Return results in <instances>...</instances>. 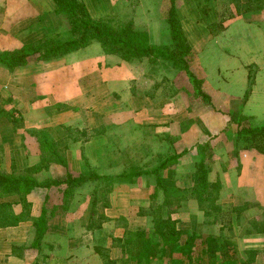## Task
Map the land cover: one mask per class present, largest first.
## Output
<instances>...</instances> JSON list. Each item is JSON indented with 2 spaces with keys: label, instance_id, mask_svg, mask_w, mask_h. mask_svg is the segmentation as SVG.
Segmentation results:
<instances>
[{
  "label": "crops",
  "instance_id": "crops-1",
  "mask_svg": "<svg viewBox=\"0 0 264 264\" xmlns=\"http://www.w3.org/2000/svg\"><path fill=\"white\" fill-rule=\"evenodd\" d=\"M83 1L94 18L130 15L136 30L148 33L152 44L172 45L167 21L170 0H138L133 5V0ZM217 1H176L184 33L201 67L202 55L213 42L225 45L219 46L218 53L212 56L217 84L204 70L193 67L203 81V91L210 97V103L205 102L194 110L190 100L191 94L194 95L193 86L192 91L185 87L172 95L173 87L165 81L170 75L168 70H163L162 80L156 82L157 73L162 70H151L147 59L144 70L138 71L135 63L108 54L96 41L48 61H31L15 69L0 65V113L16 120L15 123L8 115L0 116V174H10L13 162L20 171L40 162L42 151L34 131L43 130L58 142L68 162V168L63 167L65 175L77 176L88 175L84 158L94 168L95 159H102L107 135L103 132L91 139L77 135L79 139L72 142L68 129L87 130L91 135L94 129L101 128L108 134L107 122L120 127L157 130L172 128L176 123L188 125L184 128L198 135L190 144L177 142L178 151L188 150V153L164 177L175 175L179 186L184 181L180 188L193 187L197 178L195 165L201 159L198 145L209 142L213 149L209 180L221 185L217 200L220 212L208 218L197 200L190 199L177 214L178 228L198 232L203 237L227 236L237 244L241 258L246 259V251L253 250L257 252L253 264H264V153L241 149L235 154L236 127L231 122L243 115L264 124V8L237 14L231 7L233 18L221 32L213 35L210 26L218 21ZM68 29L65 18L55 12L52 0H0V53L20 49ZM145 81L150 87L144 91ZM158 93L167 95L158 100L155 97ZM230 128L234 133L215 137L214 133L222 130L229 133ZM205 137L210 141H202ZM48 169L42 171V176L54 173L53 168ZM167 179L164 178L165 183ZM142 181L147 183L140 178L135 184H116L109 206L115 204L121 193L142 192ZM95 187L87 182L75 188L67 210L62 206L65 185L37 187L31 191L27 195L31 217L16 226L0 228V264H104L94 248V235L87 230L93 202L90 193ZM44 209L56 212L48 219L47 231L37 248L35 223ZM16 210L19 212L20 207ZM108 218L103 229L111 250L109 255L114 260L121 255L110 236L123 238L125 231L120 225L116 227L118 219L125 218L130 229L152 228L149 217H146L147 227H134L125 212Z\"/></svg>",
  "mask_w": 264,
  "mask_h": 264
},
{
  "label": "trees",
  "instance_id": "trees-1",
  "mask_svg": "<svg viewBox=\"0 0 264 264\" xmlns=\"http://www.w3.org/2000/svg\"><path fill=\"white\" fill-rule=\"evenodd\" d=\"M176 1L170 0L171 8L167 20L172 45L160 47L151 43L148 33L136 30L130 15L94 18L83 0H52L55 12L65 18L68 31L47 35L14 51H4L0 53V65L15 69L25 66L31 61H48L78 51L96 41L102 44L108 54L116 55L125 61L146 65L147 62L144 60L147 59L148 63L152 65L151 70L158 72L168 70L167 73L171 74L174 69L185 73L194 88V95L205 100L203 103H210V97L203 91V81L196 74L197 70H191L195 55L189 46L181 20L178 17ZM137 3L138 0H133L132 5ZM228 4H230L229 1H224V8H227ZM233 4L237 14L264 8V0H249L247 3L236 0L233 1ZM229 11L228 15H225L221 9L216 10L218 21L210 26L213 35L221 32L225 28L226 22L233 18L231 8ZM169 79L167 77L165 81L171 87L174 86L173 80ZM250 79L253 80V74ZM175 91L178 93L177 90ZM1 115L8 114L1 112ZM8 119L16 123V120L12 119L10 115H8ZM231 122L236 127L235 154L241 149H255L264 153V124L257 123L252 118L243 115L233 118ZM69 130V139L72 142L79 139L77 135L89 139L99 136L103 132L107 135L106 129L103 128L94 129L91 135L87 130ZM33 133L36 135L42 151L40 162L22 171L18 170L13 162L10 174H0V228L16 226L31 217V204L27 200V195L35 188L65 185L62 206L67 210L74 198L75 188L90 182L96 187L93 191L87 230L94 235V248L104 260V264H150L153 261H161L163 264H253L254 255L257 252L247 250L248 257L241 258L238 255L237 244L227 236L208 234L203 237L198 232L178 228L179 219L176 218V215L182 211V205L190 199L197 200L201 210L208 218L216 217L220 212L217 200L221 185L219 182L212 183L209 180L210 160L213 156L210 143L198 145L201 159L195 165L196 183L190 188L173 187V183L164 181V175L168 170L175 168L179 164V160L188 153V150L179 152L177 148L175 149L173 145L175 146L177 143L168 136L160 139V142L165 143L166 147L164 146V151L159 153L156 158L148 157L149 159H147L145 156V158L140 156L138 160L133 161L132 157L124 155L126 167L121 171L101 174L99 167H92L86 157L84 160L88 166V175L73 176L67 173L65 179L59 181L52 179L39 181L36 179L35 173L43 168L48 169L50 164L56 162L68 168V162L61 153L64 149L59 148L58 142L49 134L44 133L43 130ZM153 137L156 138L155 135ZM143 147L146 151L152 152L147 145L143 144ZM106 151L107 148L104 153ZM105 156L106 154L104 158ZM107 159H112L108 166L115 169L120 168V164L112 157ZM140 178L145 179L148 184L155 183L150 196L151 201L147 207H142L139 211V216L151 219L152 228L130 229L125 218L118 219V223H123L125 230L123 238H115L113 235L110 237L113 246L120 251L121 256L118 260L111 259L109 255L111 250L107 247L108 240L103 229V224L109 218L99 210L101 207L109 206V196L116 184H135ZM18 206L20 207L19 212L16 210ZM55 212L52 210L49 213V210L44 209L41 217L36 221L37 238L34 246L37 248L41 245L47 231L48 219Z\"/></svg>",
  "mask_w": 264,
  "mask_h": 264
},
{
  "label": "rangeland",
  "instance_id": "rangeland-1",
  "mask_svg": "<svg viewBox=\"0 0 264 264\" xmlns=\"http://www.w3.org/2000/svg\"><path fill=\"white\" fill-rule=\"evenodd\" d=\"M224 1L226 0H218L216 3V7L215 9L217 10L218 8L222 10V12L224 14H228L229 13V9L232 7L233 9H235L233 1L236 0H227L229 1L230 4H228L227 8H224ZM240 1V0H239ZM242 3H245V1L247 0H241ZM169 2V1H168ZM171 5V2L169 3ZM232 4V5H231ZM219 5V6H218ZM218 6V7H217ZM171 8V6H170ZM179 17V15H178ZM180 19V17H179ZM181 20V19H180ZM224 48L225 45H220V44H216L213 42L211 48H208L206 50V53H204L202 55L201 61H203V68L200 66V64L198 63V59H196V61H194L195 63H197V65L193 62L192 64V68L191 70H193L194 66H197V70L202 71L204 70L205 75H207L208 78H210V80H213V82L215 84H217L216 81V70L215 67L216 65L214 64V58L212 56L214 52L218 53L220 47ZM216 62V60H215ZM195 64V65H194ZM136 69L138 71L140 70H144L143 67H145L146 65H144V63H137L136 65ZM196 70V69H195ZM176 74V75H173ZM203 75V74H202ZM170 79L173 80V82L175 83L171 93H173V91L177 90V91H181L182 89L184 90L185 87H190V91H192L191 87L192 84L189 83L188 78L186 77L185 73L176 71V70H172V74L169 75ZM205 77V76H204ZM163 78V70L162 73H157L156 76V82L161 81ZM169 79V80H170ZM144 84L142 85V89L145 91L150 87V83L148 81L143 82ZM167 86V84H165ZM195 94V91H194ZM167 95V94H166ZM165 93L161 94L158 93L156 94L155 97H158V100H161V98H165ZM190 100H191V108L194 110V108L196 109L198 106H201V104H203V102L205 100H203L201 97H198L197 95H193L191 94L190 96ZM192 110V111H193ZM240 116V115H239ZM206 117L203 115V119H205ZM199 122H201V120H198ZM107 130H108V134H107V151H106V156L104 158V156L102 157V159H99V161L95 159V165L96 167L101 168L100 170L104 171V172H118L123 170L126 166H125V162L126 160L124 159V155H128L129 157H132V160H138V158L141 156L143 158H156L158 156L159 153H161L162 151H164V146L165 143H161L160 139L161 138H165V137H169L172 138L176 143H183L185 142L186 144H190V141H194L196 138V135H198L197 133H191L190 131H188V128H184V126H188V125H182L179 123H176V126L172 127V128H163V129H155V128H142V129H137V128H128L127 126H115L113 123L111 124V122H107ZM113 125V126H112ZM163 131V132H162ZM229 133H226V131L224 132L223 130L220 132H216L214 133V135H216L215 137H226L228 134L230 133H234V129L230 128ZM182 132V133H180ZM156 136V138H154L153 136ZM211 136V135H209ZM214 137V138H215ZM111 138V140H110ZM212 139V138H211ZM208 137L203 138L202 141H207ZM210 141V140H208ZM224 138L222 140H220V142H223ZM209 143V142H208ZM143 144L147 145V147H150L151 151H146L145 148L143 147ZM116 145H118L117 147H115ZM180 147V144H175V146L173 145V147L176 149H178ZM166 147V146H165ZM179 150V149H178ZM114 153V154H113ZM104 154V155H105ZM145 156V157H144ZM108 157H112L114 159V161H116L117 163L120 164V168L117 167V169L115 168H111V166H108L111 163L110 159H107ZM149 157V158H148ZM153 160V159H151ZM98 162V163H97ZM100 162V163H99ZM38 164V163H36ZM57 164V165H56ZM128 164V163H127ZM35 165V164H34ZM32 165V166H34ZM53 165V166H52ZM214 165V163H213ZM30 166V167H32ZM52 166V167H51ZM61 164L59 163H52L49 166L48 170H51L53 168V174H50L51 176L46 177L45 175L42 176V173L44 172V170H47L45 168H43L41 171L35 173V177L36 179H38L39 181H44L45 179L51 178L52 180H62L65 179L66 175L64 173V169ZM51 167V169H50ZM104 168V169H102ZM111 168V169H108ZM110 170V171H109ZM43 171V172H42ZM61 172V173H60ZM60 173V174H59ZM188 173V172H187ZM190 173H188L187 176V183H189L191 181L190 179ZM165 178H168L166 180V182L169 183H173V187H183L184 186V181L181 183L183 185L179 186V179L175 176V175H168V177L166 176ZM155 186V183L151 182V183H146L145 181H142L140 183V187L142 188V192H138L135 191L133 193H121L120 197L118 198V200H115V204L113 206H108L106 208L101 207V209L99 210L100 213L102 212L103 214H105L107 217L108 215H118L122 212L127 213L128 219L130 221V223L134 226L137 227L139 225H142L144 227H147L148 221L147 218H141L138 213L141 209V207H147L149 204L150 200V196L151 193L153 191V187ZM182 189V188H181ZM91 199L93 200V190L91 191ZM111 194L109 196V201ZM133 201V202H132ZM128 210V212H127ZM177 218V215H176ZM149 223L151 224V222L149 221ZM121 225L123 227V223H115L116 227L117 225ZM119 233V231H118Z\"/></svg>",
  "mask_w": 264,
  "mask_h": 264
}]
</instances>
